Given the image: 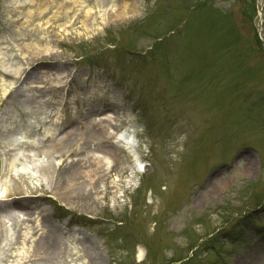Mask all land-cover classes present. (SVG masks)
Listing matches in <instances>:
<instances>
[{
    "label": "rangeland",
    "instance_id": "1",
    "mask_svg": "<svg viewBox=\"0 0 264 264\" xmlns=\"http://www.w3.org/2000/svg\"><path fill=\"white\" fill-rule=\"evenodd\" d=\"M25 1L0 0V138L37 154L0 174V207L71 224H22L33 240L16 228L2 263L50 234L30 264H264V0H114L90 20L91 0ZM107 104L133 124L129 148L91 121ZM73 118L63 156L47 151Z\"/></svg>",
    "mask_w": 264,
    "mask_h": 264
},
{
    "label": "bare ground",
    "instance_id": "2",
    "mask_svg": "<svg viewBox=\"0 0 264 264\" xmlns=\"http://www.w3.org/2000/svg\"><path fill=\"white\" fill-rule=\"evenodd\" d=\"M34 0H26L25 2H29L32 3ZM93 2L94 7L91 10H86L87 13V18L86 20H90L89 18L91 17V19H96L98 16H104L106 13H109L110 10L107 9L108 3L109 1H114V0H91ZM75 5L73 6V10L76 9V5L77 3H74ZM30 13V14H29ZM91 13V14H90ZM111 13V12H110ZM131 13V15H135L136 11L134 9H128L125 10L124 12H122L120 14V16H123L124 14L126 16H129ZM32 14V12L27 11L24 16H28ZM90 14V16H89ZM124 15V17H125ZM89 16V18H88ZM108 14V18H109ZM86 24V22H85ZM6 73H12L13 71L10 69H4ZM18 71H15L13 73H18ZM9 73V74H10ZM97 114H99L97 112ZM104 114V116L101 115H95L93 117V119L91 121H96L94 123H96L98 126H100V130L103 133V136H105L106 138H113L116 139L117 142L122 141L123 145H126L127 147H130L132 144H134V137H133V131H135V128L133 126L132 123L128 122L124 128V130L122 129L121 131L119 130V120L117 119V114L116 112H104L102 113ZM99 116V117H97ZM126 119H129L128 117ZM117 121V122H116ZM126 129V130H125ZM76 128L71 127L69 129H67L65 132L60 133V137H58V140L51 144V146H48L46 149L47 151H51V152H58L60 156H63V149H61V146H63V144L66 142L67 138L73 133L75 132ZM129 131V133H128ZM49 133V134H48ZM46 135H44V137L42 138V140L49 138V136H52L50 134H52L53 132H49ZM16 137V136H15ZM83 136H81L82 138ZM12 137L10 136V134H5V136L0 138V143L2 146V149H0V164H1V168H0V174L5 175L6 179H10V177H13L19 173H26L28 170L29 165H27L25 163V160L36 155L37 153L34 151H26L23 149V146L26 145V142H21L20 140L17 139H11ZM33 142V141H31ZM120 143V142H119ZM30 145H32L33 147H35V144L30 143ZM57 150V151H56ZM57 153V154H58ZM107 154H103L102 156L100 155V153L95 152V158L94 159H87L86 161H84V163H88L87 164V172L86 175L88 174L90 178H93L94 173H97L99 171H104L105 172V167L103 165V157L107 158ZM101 157V158H100ZM63 158V157H61ZM110 158H112L110 156ZM5 160L4 164L2 165L3 161ZM78 161V160H77ZM77 161H75L74 165L77 164ZM97 163H102V165L100 166V170L95 169L92 165H97ZM48 170L49 167H47ZM15 178V177H14ZM16 179V178H15ZM15 185L13 187H15L13 190H11L9 192V195H13V194H18V196H14L13 197V202L17 201V199L23 198L22 195H20V193H24L23 192V188L21 187V184H18V179L15 180ZM68 193V192H67ZM8 195V196H9ZM24 196V195H23ZM32 204V203H31ZM17 207L16 210H12L9 214H2L0 215V229L3 232H0V243L2 245L4 238H7L8 236L14 237L15 235V231L16 228L18 229V231L20 232V236H22V238L24 240L26 239H31L29 236V232L25 231L22 229L21 225H28V222L30 221H38L39 225L42 228H45L43 226V216L40 217L39 214L36 213H40V211L37 210H33V209H18L19 206H22L21 204H16L13 203L9 206H7V208L10 207ZM1 208V207H0ZM32 214H35L34 217H31ZM42 228L41 231H42ZM52 231L55 229H51ZM41 231H39V229H37L38 233H41ZM56 231V230H55ZM43 233V232H42ZM41 233V234H42ZM33 240V239H31ZM45 243L43 245H41V243L39 242L37 244V250L41 253H33L31 254V252L29 251V248H25L27 246H24L23 249L21 248H17L15 251V255L16 257H18V261L24 260V262H22V264H30L29 262L31 261L32 257H38V259L41 262L46 263L51 257L49 256V254L47 255L45 248L47 249V251H49L48 249L50 248H54L57 244H58V238L56 236H52V235H48L47 237L44 238ZM1 247V246H0ZM44 249V250H43ZM139 257L143 256V250L141 249V251L139 252ZM3 257L0 256V260H2ZM30 259V260H28ZM15 262H13L12 264H14Z\"/></svg>",
    "mask_w": 264,
    "mask_h": 264
}]
</instances>
